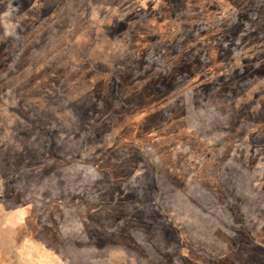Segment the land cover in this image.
<instances>
[{
    "label": "rangeland",
    "instance_id": "rangeland-1",
    "mask_svg": "<svg viewBox=\"0 0 264 264\" xmlns=\"http://www.w3.org/2000/svg\"><path fill=\"white\" fill-rule=\"evenodd\" d=\"M45 1L43 6L56 9L63 0ZM4 2H10L18 29L4 40L8 68L0 77V264H30L20 260L17 250L28 238L31 214L39 210L38 221L46 220L51 207L48 189L56 188V195L61 196L64 181L57 177L59 171L63 176L81 170L86 173L85 167H94L96 161V179L85 181L78 174L68 180L73 189L77 187L75 194L87 199L100 195L107 182L110 187L120 182L110 180L109 173L129 170L128 164L103 162L127 149H113L108 145L114 139L112 132L101 130L113 119L110 96L118 92L126 96L128 85L132 88L135 83L117 82L127 63L141 60L143 66L147 62L162 65L161 70L186 74L185 79L192 74L197 78L192 83L215 86L220 98L228 96L229 106L233 104L246 119L258 121L259 131L264 132V0H69L63 6L68 11L63 33L55 35L42 27L40 43L38 36L31 43V36L23 32L21 18L27 12L20 10L21 1ZM58 21L57 26L50 21L52 29L58 28ZM141 36L145 40L138 41ZM20 50L26 56L23 70L16 66ZM36 61L44 66L35 75ZM79 64L88 68L77 67ZM255 137L253 143L264 149V136ZM242 144L238 142L241 149L247 147ZM173 147L177 153L189 152L180 140ZM263 149L250 170L252 187L264 195ZM146 170L150 171L146 164H134L133 173ZM128 182L124 180L122 190H129ZM135 182L130 189H140L131 193L140 201H149L153 197L151 179ZM26 201L31 204L24 205ZM146 203L139 207V222L146 225L140 228L158 237V246L178 245L172 227H159L163 218L155 205ZM16 205L25 208L19 223L13 222ZM41 234L39 230L34 236ZM162 237L170 241L165 244ZM77 246L78 251L93 252L104 245L88 242ZM55 248L58 263L68 264L63 259L64 247L57 244ZM143 256L139 250L136 257H130L109 247L99 258L74 263L149 264Z\"/></svg>",
    "mask_w": 264,
    "mask_h": 264
},
{
    "label": "crops",
    "instance_id": "crops-1",
    "mask_svg": "<svg viewBox=\"0 0 264 264\" xmlns=\"http://www.w3.org/2000/svg\"><path fill=\"white\" fill-rule=\"evenodd\" d=\"M20 1V10L27 12L26 21L21 18L23 32L26 37L31 36V41H27L32 43L38 36L39 43L43 42L42 27L55 35L63 33L68 14L63 6L69 0H63L56 9L43 6L42 0ZM3 2L0 0V7ZM51 20L52 26L56 20L60 21L57 29L51 28ZM7 53L8 45L0 39L1 78L8 68ZM25 59L24 51L20 50L17 68H26ZM40 62L33 65L35 75L43 71ZM132 62L124 66L119 81L114 80L120 85L135 83L132 88L128 85L124 97L120 92L108 96L112 100L113 119L101 128L114 136L108 141L109 146L127 149L124 154L118 150L112 159L102 161L128 164L129 170L109 173L110 180L120 182L113 187L107 182L100 195L87 199L75 194L78 189H73L68 180L78 174L84 179H96L99 176L94 172L96 161H92L94 167H85L86 173L81 170L63 176L64 172L59 171L57 177L64 181L59 188L61 196L56 195V188L50 187L51 207L46 220L38 221L39 210L31 214L28 238L17 250L20 260L30 264H60L55 253L59 244L64 247L63 259L68 264L99 258L109 247L119 248L130 257H136L139 250L149 264H264V195L262 190L252 187L250 170L263 149L253 143L255 135L264 136L258 121L252 122L237 113L233 104L229 106L228 96L227 101L220 98L215 86L192 83L197 79L192 74L185 79L186 74L161 70L162 65L147 62L144 67L145 61ZM77 67L87 69L88 65ZM176 140L186 145L187 154L173 149ZM238 142L247 147L241 149ZM136 163L146 164L150 171L133 173ZM147 178L151 179L153 197L140 201L131 193L140 188L130 189V185ZM124 180L129 181V190H122ZM143 202L155 205L163 218L159 227L170 225L178 245L158 246V237L140 228L146 226L138 219ZM24 210L22 205L13 207L14 223L21 221ZM39 230L42 234L37 238L34 235ZM162 240L165 244L170 241L168 237ZM88 242L104 246L95 247L93 252L76 249L78 244ZM41 243L49 246L41 248Z\"/></svg>",
    "mask_w": 264,
    "mask_h": 264
},
{
    "label": "built area",
    "instance_id": "built-area-1",
    "mask_svg": "<svg viewBox=\"0 0 264 264\" xmlns=\"http://www.w3.org/2000/svg\"><path fill=\"white\" fill-rule=\"evenodd\" d=\"M0 25L5 35L13 34L17 27V21L13 18V8L10 6V2L6 3V6L0 12Z\"/></svg>",
    "mask_w": 264,
    "mask_h": 264
},
{
    "label": "flooded vegetation",
    "instance_id": "flooded-vegetation-1",
    "mask_svg": "<svg viewBox=\"0 0 264 264\" xmlns=\"http://www.w3.org/2000/svg\"><path fill=\"white\" fill-rule=\"evenodd\" d=\"M6 6V3L5 2H3V4L1 5V7H0V12L4 9V7ZM17 29H18V25H17V27H16V29H15V31H14V33L13 34H11V35H5L4 33H3V31H2V27H1V25H0V39L2 40V41H4L5 39H8L10 36H13L15 33H16V31H17ZM258 127V126H257ZM257 129V128H256Z\"/></svg>",
    "mask_w": 264,
    "mask_h": 264
},
{
    "label": "trees",
    "instance_id": "trees-1",
    "mask_svg": "<svg viewBox=\"0 0 264 264\" xmlns=\"http://www.w3.org/2000/svg\"><path fill=\"white\" fill-rule=\"evenodd\" d=\"M55 1H56V0H55ZM42 2H44V3H45L46 1H45V0H43ZM50 4H53V3H52V1H51V3H50ZM164 18H165V20H167L168 16H166V17H164ZM165 20H164V21H165ZM142 36H143V35H142ZM142 36H141V37L138 39V41H140V40H145V38H144V37H142ZM144 48H146V46H145V45H144V46H141V49H143V50H144Z\"/></svg>",
    "mask_w": 264,
    "mask_h": 264
}]
</instances>
